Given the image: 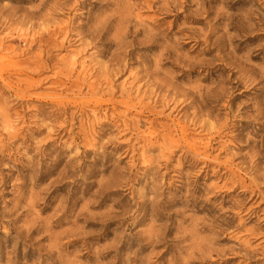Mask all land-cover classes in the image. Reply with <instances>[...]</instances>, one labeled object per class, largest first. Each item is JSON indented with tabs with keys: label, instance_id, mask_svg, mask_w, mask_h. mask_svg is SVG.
<instances>
[{
	"label": "rangeland",
	"instance_id": "obj_1",
	"mask_svg": "<svg viewBox=\"0 0 264 264\" xmlns=\"http://www.w3.org/2000/svg\"><path fill=\"white\" fill-rule=\"evenodd\" d=\"M175 1L0 0V107L26 140L57 131L33 163L31 142L0 156V264H264V0ZM82 51L92 81L123 71L102 111L50 88ZM177 122L201 146L163 152Z\"/></svg>",
	"mask_w": 264,
	"mask_h": 264
},
{
	"label": "bare ground",
	"instance_id": "obj_2",
	"mask_svg": "<svg viewBox=\"0 0 264 264\" xmlns=\"http://www.w3.org/2000/svg\"><path fill=\"white\" fill-rule=\"evenodd\" d=\"M142 2L145 5V8H147L148 10H153L155 2H152V0H142ZM173 2H174V4L176 3L175 0H173ZM41 4H42V6H41L42 8L46 7V2L44 3L43 1H41ZM141 6H142L141 9H143L144 6L143 5H141ZM128 7L132 8L133 6L130 5ZM167 7L169 8V7H171V5L169 3H167ZM136 17L140 18V15H136ZM154 20L155 19H153V21ZM155 25L156 24H154V26ZM73 34L77 35V39L72 38V41L80 42L81 41V35L79 33H75V32ZM148 35H149V37L153 36L152 32L148 33ZM69 38H70V33L67 32L64 40L61 43L62 47H64L66 44L69 43ZM1 47H3L2 44H0V50H1ZM85 52L86 51H82V53H78V54H77V52H72L73 53L72 57H67V56L62 57V62L64 63L63 64L64 67L60 70V74L59 73L55 74L56 80H55V82L52 83L53 85L50 88H53L55 90H60V91L76 89V90H78L80 92V91L87 90L88 92H90L89 94L92 93L91 94L92 96L98 97V99L96 101H94V102L99 107H101V109H99V110L102 111L103 107H104V102L101 101V100L104 99V97L101 96V95H104L102 93L107 92V93H105L106 96H108V100L107 101H112L114 99V81H113V78L114 77H118L123 71L121 72L120 69L115 68V67H113L114 65H112L109 68L106 67V69L103 70L102 75L101 76H96V79L92 81V79L95 76L89 75V77L91 79H88V77H87V73L91 72V70L89 68L90 66L87 65L86 61H83V60L79 61V59L83 58V53H85ZM20 55L21 54H19V55L17 54V56H20ZM34 64L37 67L40 66V63L37 62V58H36ZM1 68H2V65H0V71L2 72ZM14 70H15V72L19 73L18 74L19 76L25 73L24 70H20L19 68H16V69L14 68ZM1 72H0V77H1V74H2ZM60 75L64 79H66V81L60 80V77H59ZM75 75H77V77L71 82L70 81L71 78H74ZM42 82L43 81H41V82H33V83H31V85L28 84V86L29 87H36V85H38L39 83H42ZM133 85H134V82H132L130 84L131 87L129 88V90L126 89V84L122 85V87H121L122 97L121 98L123 100L117 102L118 104H124V105H127V107H128L129 105L134 103V100L131 97L132 90L134 89ZM238 87H240V86H238ZM124 93L127 94L126 97H124ZM135 93H137L138 95H141L140 89H137L135 91ZM143 97H146V94L142 96L141 100L137 101L134 105H132V107L136 108V105H139L141 108H144V107L145 108H149L150 104H149V106H147V104L144 102V100L146 98L143 100ZM138 98H140V97H137V99ZM64 99L65 98H63L61 95H58V96L54 97V100H55V103L57 104V107H61L62 105H65V103L66 104H71L72 103L73 105L77 104V98L76 97L73 99V101H70V102L65 101ZM163 99H164V97H163ZM124 100H126V101L123 102ZM152 104H154V101H153ZM153 107H154V110L157 108L156 105H154ZM174 109L176 111L178 110L177 108H174ZM93 112H94V115H95L94 117H97L96 114H95V111H93ZM104 112H105V110H104ZM15 115H19V114H15ZM158 115L164 117V112H162V113H160ZM103 121L108 122L107 113L104 114V120ZM189 122L193 123L194 120L193 121L191 120ZM136 123L138 124V122H136ZM41 127L42 126L36 127L37 130H35L32 134L33 135L34 134L43 135L45 133L46 134L45 140H42L39 143H37L36 140H26V139H28V138H26L28 136L27 135H25V136L21 135V133H20L21 130L18 129L17 126L15 125V123L13 122L12 115L9 114L8 110L4 109L3 107H0V136H6L7 137V140H4V141L2 140L0 142V156H1V154H2V152H3V150L5 148H9L10 150H18V148L15 149V147H17V146L19 147V146H21V145H23V144H25L27 142H31V143H33L35 145V147L37 149L36 155L31 159L32 163H33L34 160L38 159L37 155H40V153L41 154L44 153L48 149L50 150L51 144L56 141V140H53V139H55L56 133H57V131L55 129L50 128V127H42V128ZM175 127L177 128V132L180 133V137H181L178 140H175L172 137L171 131H170L169 128H166V126H162V129L166 130V135H164L162 137L163 144L160 147V149H162L163 152H166V151L169 152L170 149H171L170 147L172 146V144L173 143L177 144L179 142H182L183 144L186 145V147H188L190 149H194V150H196V146H201L200 143H195V142L190 141L189 139H187L188 127H186V125L182 126V124L180 122H177L175 124ZM118 129L119 130L121 129V132H119V134H125L127 131H129L126 122H123L122 124H120V126L117 127V130ZM29 137H31V136H29ZM149 145H150L149 146L150 148L154 147V144H150L149 143ZM92 147H93V145H92ZM179 147H180V145H176L175 146V148H179ZM208 148H209V143L204 144V149H208ZM171 153H173V152L171 151ZM202 157L204 158L205 166H207V164H208V162L210 160H212V161H217L218 160V158H211L205 152H204V155ZM11 158L12 157H10V159ZM9 162H10V160H8V163ZM232 173L236 174L234 170L232 171ZM43 180H44V173H42V176H40V177L38 175L36 177L35 182L39 183V182H41ZM241 183L244 184V181H241ZM215 190H219L220 191L219 187H215ZM221 190H223V189H221ZM246 232L248 233L249 231L247 230ZM153 243L154 242H152L151 244H153Z\"/></svg>",
	"mask_w": 264,
	"mask_h": 264
}]
</instances>
